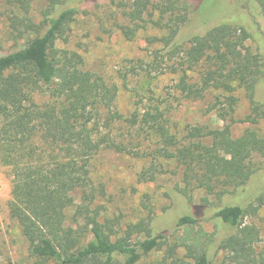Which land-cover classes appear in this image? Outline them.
Masks as SVG:
<instances>
[{
	"label": "trees",
	"instance_id": "obj_1",
	"mask_svg": "<svg viewBox=\"0 0 264 264\" xmlns=\"http://www.w3.org/2000/svg\"><path fill=\"white\" fill-rule=\"evenodd\" d=\"M96 1L48 0L39 24L27 16L12 23L19 35L26 30L37 35L0 53V165L10 169L8 209L30 255L51 264H138L166 244V233L151 222L120 232L100 219L91 166L102 151L112 150L152 157L141 174L146 181L154 180L163 162L174 161L182 168L177 192L190 204L194 192L206 194L192 213L178 216L175 229L215 221V231L205 234L204 242L187 245L174 264H264L255 253L260 233L244 224L252 204L264 200V167L257 162L264 158V129L233 137L230 125L194 126L178 138L162 101L148 107L142 101L127 117L117 111V86L86 70L77 52L57 46L67 40L79 8ZM110 1L127 20L122 27L126 39L143 31L162 33L152 36L149 45L159 47L141 62L143 71L163 74L180 59L175 87L184 98L200 100L208 91L223 90L233 112L237 99L232 93L240 88L250 107L242 122L256 125L264 118V0L228 6L206 27L198 25L190 0ZM197 67L202 68L199 83H191L188 73ZM125 137L131 139L128 144ZM149 138L159 145L143 155ZM240 192L250 199L246 206L224 202ZM226 227L232 233L221 236ZM136 234L145 236L139 240Z\"/></svg>",
	"mask_w": 264,
	"mask_h": 264
},
{
	"label": "rangeland",
	"instance_id": "obj_2",
	"mask_svg": "<svg viewBox=\"0 0 264 264\" xmlns=\"http://www.w3.org/2000/svg\"><path fill=\"white\" fill-rule=\"evenodd\" d=\"M190 1L196 5L198 25L202 27L209 26L223 15L226 7H245L246 4V0ZM47 4L48 0H0V53L24 46L27 40L37 35L27 30L19 35L12 23L14 19L16 24L18 19L27 16L39 24ZM126 24L127 20L123 12L117 9L116 3L97 0L79 8L66 34L67 40H59L57 43L59 49L80 54L86 70L100 76L108 85L117 86V111L127 117L137 106H143L142 101L147 107L162 101L163 106L168 108L170 129L178 138H183L187 129L194 126L221 129L230 125L233 137L241 136L246 130L258 133L263 131L264 118L256 125L242 122L250 113L249 102L242 89L237 88L232 93L237 103L231 112L225 101L229 94L223 90L208 91L200 100L186 99L176 90L181 75L177 66L180 59L175 66L168 68L165 65L167 70L163 74L143 71L141 62L150 60L151 52L159 47L150 46L149 42L152 36H161L162 33L143 31L128 40L122 34V27ZM247 45L256 50V43L250 42ZM174 69L177 73L172 74L170 71ZM201 74L202 68L197 67L188 73V79L191 83H199ZM130 141V138L125 137L126 144ZM147 141L141 147L145 150L143 155L150 154L159 145L156 139L149 138ZM151 160L152 157H137L112 150L97 155L91 166L95 205L100 209V219L109 220L114 229L120 232L135 224L151 222L158 232L166 233V244L143 256L138 264H174L178 258L184 257L187 245L192 246L199 240L204 242L205 234L211 236L215 231V221L201 222L189 229H175L178 216L192 213L193 207L200 204L206 194L194 192L190 204L177 192L176 187L182 186V168L174 161L163 162L154 180L146 181L141 174L152 165ZM257 162L264 167V158L259 157ZM12 185L10 169L0 165V264H51L30 255L21 228L10 215L8 204L12 200ZM207 198L210 202L214 201L211 196ZM236 198L224 202L246 206L250 200L245 199L241 192ZM252 205L254 208L245 217L244 224L258 229L260 240L255 246V253L261 258L264 257V200ZM232 231L226 227L221 236ZM144 236L136 234L135 238L141 240Z\"/></svg>",
	"mask_w": 264,
	"mask_h": 264
}]
</instances>
